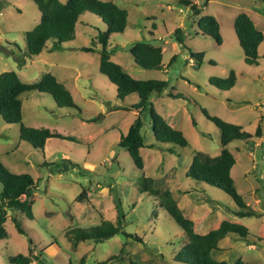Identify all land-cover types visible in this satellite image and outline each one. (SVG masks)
Returning a JSON list of instances; mask_svg holds the SVG:
<instances>
[{
  "label": "rangeland",
  "instance_id": "374dc122",
  "mask_svg": "<svg viewBox=\"0 0 264 264\" xmlns=\"http://www.w3.org/2000/svg\"><path fill=\"white\" fill-rule=\"evenodd\" d=\"M101 1L113 2L127 11L124 31L109 38L110 59L133 78L167 81L161 94L152 95L150 101L158 114L184 134L188 145L142 147L143 169H137L118 142L137 117L138 110L129 107L138 97L130 94L118 98L115 86L98 70V52L80 50L81 46H90L98 32L105 30L101 19L85 11L75 26L73 40L50 53L43 51L25 58L24 65L18 68L15 56L25 53V32L39 22L40 12L32 0H0V73L13 70L24 83L37 82L45 73H51L69 90L77 106H62L51 95L35 90L20 94L23 125L76 140L50 138L43 149L21 140L20 125L8 124L0 115L2 164L10 172L29 174L35 183L32 219L19 209L6 208L7 237L0 239V264H9L10 256L26 254L29 247L34 255H41L43 264H70L81 256L85 257V264H95L119 254L122 246L127 253L121 264L130 260L142 264H181L173 256L186 237L160 207L159 195L164 190L194 220L195 230L201 234L217 227L223 219L247 227L246 238L233 235L220 240L219 251L213 253L216 259L228 264L237 258L250 264H264V40L260 43L258 64L247 65L233 28L236 15L250 14L264 35V2L190 0L200 9L199 15L193 16L190 7L179 0ZM204 15L216 18L221 44L201 34L197 20ZM177 28L191 32L184 39L186 47L175 40ZM144 39L161 46L160 69L135 64L129 49ZM50 43L48 40L47 44ZM190 52L203 53L199 65ZM174 55L175 59L170 61ZM231 69L236 82L229 90L208 83L210 77H226ZM172 93L180 97H170ZM201 108L252 134L261 125L262 135L254 143L234 140L227 145L235 158L230 174L236 190L247 205L260 212L259 217L236 216L237 207L229 195L186 177L194 153H220L219 130L205 119ZM140 117L144 142L153 143L147 111ZM142 177L150 178L148 184L156 195L140 191ZM1 188L0 183V191ZM82 189L87 199L79 202L77 197ZM118 209L123 218L122 229L138 236L141 242L118 233L101 242L72 243L70 228L86 230L98 225L101 219L116 223ZM13 218L25 234L18 233ZM33 260L32 264H41Z\"/></svg>",
  "mask_w": 264,
  "mask_h": 264
},
{
  "label": "trees",
  "instance_id": "16d2710c",
  "mask_svg": "<svg viewBox=\"0 0 264 264\" xmlns=\"http://www.w3.org/2000/svg\"><path fill=\"white\" fill-rule=\"evenodd\" d=\"M264 2V0H257ZM40 12L39 22L30 30L25 32L26 51L21 57L15 56L18 68L25 63V58L39 54L48 40L52 41L50 50L60 48L61 44L74 39L75 26L80 16L85 11L97 15L105 24L106 28L99 31L90 46H81L84 52H95L99 54V72L104 75L116 88V96L123 99L130 94H136L138 100L129 108L138 110L137 117L130 124L125 135H120L118 146L125 149L137 169H143V159L140 155V148H152L155 145L169 144L172 147H186L188 141L184 134L172 127L166 119L156 112L150 101L152 95H159L167 86V81L158 79H136L129 75L121 65L110 59L111 52L108 49L109 38L114 33H121L127 25V11L118 7L110 1L101 0H32ZM180 4L189 6L193 16L200 13V9L190 0H179ZM197 25L202 35L214 39L217 44H221L222 37L216 18L212 15L200 16ZM233 28L238 43L243 51V60L247 65L258 64L257 47L262 42L263 33L258 30L250 17L245 13H239L233 21ZM197 32H195V35ZM191 32H183L177 28L174 37L177 42L184 47V39ZM135 64L146 69H160L162 62V48L154 45L147 39L136 41L129 49ZM264 56V55H263ZM190 57L197 60L198 65L203 60V53L190 52ZM175 59V55L170 61ZM209 64H215L214 60H208ZM236 74L233 69L229 70L226 77H210L208 83L220 90H229L235 85ZM37 91L52 96L56 103L68 108H76L73 97L68 89L59 82L51 73H45L41 79L34 83H24L13 70L0 73V115L4 122L8 124H19V138L28 142L34 148L43 149L45 141L50 138L66 139L76 141L71 136H65L57 132H52L44 128H34L23 125L22 122V100L20 94L28 91ZM170 97H180L178 94H170ZM124 108V110L129 109ZM123 109V108H122ZM143 111H147L153 134V143L146 144L142 135L143 121L140 117ZM201 112L206 120L213 123L219 130L220 153L210 156L204 152L197 151L193 154L191 162L185 172L186 177L205 185L219 189L230 196L235 203L237 210L234 212L238 217H259L260 212L253 210L247 205L242 196L236 190L230 170L235 163L233 154L228 150L227 145L234 140L254 143V139L259 138L261 125L258 124L254 133L246 132L240 125L227 122L218 116L210 115L205 108ZM92 120V119H91ZM193 125L195 122L192 121ZM264 147V145H263ZM172 152L171 147H167ZM150 178L142 177L140 181V191H147L151 195H156V190H152L148 184ZM0 239L7 237L4 228L6 221V208H15L23 211L25 215L32 219L31 198L35 187L34 180L27 173L10 172L0 160ZM87 199L84 189L77 197L79 202ZM160 207L166 211L169 217L181 228L186 237V241L173 256V260L181 264H228L226 260L216 259L213 251H219L218 243L226 236L236 235L246 238L249 234L247 227L241 223L231 222L223 219L219 225L208 232L201 234L195 230L194 220L186 216L178 207L176 201L168 190H164L159 195ZM119 208V203H117ZM118 209L116 223L101 219L98 225L88 229L79 227L70 228V239L76 245L80 241H103L121 233L124 237L137 240L141 239L131 233L125 232L122 224L123 218ZM16 230L20 234H25L16 219H12ZM127 251L121 247L119 254H114L105 260L95 264L123 263L124 255ZM40 254H33L31 247L26 254H16L10 256L9 264H32L33 259L43 264ZM70 264H85V257L81 256L77 261ZM128 264H142L135 260L128 261ZM230 264H250L240 258L235 259Z\"/></svg>",
  "mask_w": 264,
  "mask_h": 264
},
{
  "label": "crops",
  "instance_id": "0c3cea01",
  "mask_svg": "<svg viewBox=\"0 0 264 264\" xmlns=\"http://www.w3.org/2000/svg\"><path fill=\"white\" fill-rule=\"evenodd\" d=\"M257 14H259V15H261V13H259V12H257ZM249 17H250V19L253 21V23H254V25H255V20H254V18L250 15V14H247ZM264 18V17H263ZM262 21H264V19L262 20ZM255 27H256V25H255ZM257 28V27H256ZM259 30V29H258ZM261 31V30H260ZM262 32V31H261ZM264 36V35H263ZM263 40H264V38H263ZM263 40H262V42H263ZM49 41H51V40H49ZM48 42V41H47ZM47 42H46V45H45V48L39 53V54H37V55H35V56H38V55H40L43 51H45V52H49L50 53V46H51V43H52V41H51V43L50 44H47ZM259 49H260V44L258 45V47H257V52H259ZM34 57V56H33ZM55 76V75H54ZM56 79H57V77H56ZM58 80V79H57ZM198 232V231H197ZM198 233H200V232H198ZM226 237H228V236H226ZM225 238V237H224ZM220 242V241H219ZM218 247H219V243H218ZM215 251H213V253H214ZM34 261V260H33Z\"/></svg>",
  "mask_w": 264,
  "mask_h": 264
}]
</instances>
